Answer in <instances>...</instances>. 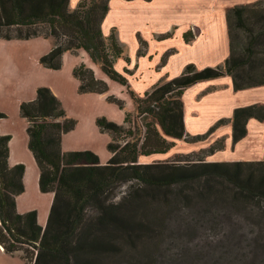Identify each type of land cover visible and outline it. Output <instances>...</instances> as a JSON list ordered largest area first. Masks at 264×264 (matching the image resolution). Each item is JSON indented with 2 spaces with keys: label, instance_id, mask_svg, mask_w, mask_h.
Here are the masks:
<instances>
[{
  "label": "trees",
  "instance_id": "obj_1",
  "mask_svg": "<svg viewBox=\"0 0 264 264\" xmlns=\"http://www.w3.org/2000/svg\"><path fill=\"white\" fill-rule=\"evenodd\" d=\"M109 1L80 0L70 10L69 0H0V39L52 37L53 46L39 62L53 70L61 68L64 53L85 51L111 81L126 88L134 107L133 114L125 113L123 124L105 117L96 119L99 129L110 136V157L101 164L91 150H63V135L74 129L76 121L67 116L50 88L38 87L33 100L20 104L21 116L27 121L28 149L39 171V191L53 194L45 226L39 224L37 210L18 211L17 198L25 192V165L9 166L11 136L0 134V246L7 254L21 253L25 264H101V259L116 254L118 237L135 239L141 226L133 219L132 209L111 198L119 186L131 181L144 188L147 201L163 195L155 200L168 203L166 193L172 191L173 198L186 202L196 197L219 200L229 196L233 203L254 207L264 217L263 160L207 161L189 154L174 160L149 159L167 154L177 142L204 141L228 122L222 119L205 134L189 136L181 99L187 88L225 76L231 77L236 91L264 85V0L227 11L230 54L222 65L198 69L187 64L179 76L158 82L141 94L129 82L133 71L116 69V61L122 59L129 65L130 59L115 30L103 33ZM234 24L247 33L239 50L230 37ZM11 28H16L15 35ZM73 74L81 93L108 92V85L83 63ZM108 101L124 108L111 96ZM5 117L0 112V120ZM250 118L263 121L264 105L233 111L229 121L233 144L245 137ZM223 148L224 141L219 139L218 146L209 147L206 155Z\"/></svg>",
  "mask_w": 264,
  "mask_h": 264
},
{
  "label": "rangeland",
  "instance_id": "obj_2",
  "mask_svg": "<svg viewBox=\"0 0 264 264\" xmlns=\"http://www.w3.org/2000/svg\"><path fill=\"white\" fill-rule=\"evenodd\" d=\"M172 2L179 4L178 0ZM260 10L259 7L257 11ZM37 28L43 30L46 26ZM230 29L231 40L239 50V44L247 37V33L235 24ZM9 30L12 35L16 34V28ZM1 41L0 112L6 117L0 120V126L4 125L14 134L16 153L24 160L27 170L26 191L19 199L17 208L20 212L37 210L38 222L45 226L53 194L39 191L36 177L39 171L28 149L27 121L21 116L20 104L33 100L38 87L50 88L62 103L67 116L76 121L74 129L63 135V150H91L98 155L101 164L106 163L110 157L107 150L110 136L99 129L96 119L105 117L109 121L123 124L125 113L133 114L134 107L128 92H125L126 88L114 82H110L109 87L103 78L108 77L85 51L64 53L61 68L53 70L39 62L53 46L52 37ZM146 48L145 43L141 42L138 54L146 51ZM81 63L93 72L97 80L108 85V92L94 94L79 91L80 83L73 71ZM115 65L118 67L117 61ZM109 96L122 102L124 108L120 110L115 102L108 101ZM179 143L169 154L153 158L156 159L154 161L174 160L186 154L194 159L205 157L209 147L218 146L216 140L206 149L182 153ZM144 195V188L135 181L119 186L111 195L115 201H122V206L132 209L133 219L141 226L135 239L128 240L119 236V250L101 259V264H264V217L260 218L254 207L233 203L229 196H218L219 200L196 197L186 202L173 198L172 191L166 193L170 201L162 203L155 199L163 195L148 201L143 199ZM0 264H25V261L21 253L7 254L0 247Z\"/></svg>",
  "mask_w": 264,
  "mask_h": 264
},
{
  "label": "crops",
  "instance_id": "obj_3",
  "mask_svg": "<svg viewBox=\"0 0 264 264\" xmlns=\"http://www.w3.org/2000/svg\"><path fill=\"white\" fill-rule=\"evenodd\" d=\"M178 1L179 4H174L172 0L109 1V10L102 23L103 33L108 35L112 29L115 30L124 54L130 59L129 65L119 59L116 68L119 72L123 68L133 69V76L128 79L139 94L150 90L158 82L179 76L187 64H193L198 69L222 65L230 54L227 11L234 6L258 0ZM79 2L69 0L70 10L75 9ZM141 42L147 48L138 54ZM103 78L110 87L113 81ZM181 99L184 104L185 131L191 137L205 134L222 119L228 120L204 141L179 143L182 153L206 149L216 140L224 138V148L206 155L205 160L264 161V120L250 118L246 124L245 137L235 144L232 142V125L229 122L236 108L264 105V85L236 91L231 77L225 76L187 88ZM0 134L11 136L9 166L25 163L16 153L14 134L4 125L0 126ZM160 156L163 155L150 158ZM26 171L25 167V191ZM21 197L22 194L17 198V207Z\"/></svg>",
  "mask_w": 264,
  "mask_h": 264
}]
</instances>
